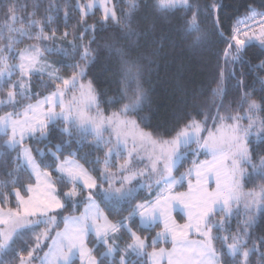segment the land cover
Masks as SVG:
<instances>
[{
    "label": "snow or ice",
    "instance_id": "6c2138e0",
    "mask_svg": "<svg viewBox=\"0 0 264 264\" xmlns=\"http://www.w3.org/2000/svg\"><path fill=\"white\" fill-rule=\"evenodd\" d=\"M31 7L29 12L26 0L3 5L8 39L0 47V175L14 179L0 183V264H73L76 252L85 264H109V257L111 264H161L165 256L168 264H264V75L250 83L244 73L254 60L264 72V0H246L245 19L231 29L223 26L225 0H77L74 6L65 0L56 10L67 18L74 7L79 31L59 36L50 16L35 18L38 0ZM93 9L100 16L88 24L96 16ZM113 21L115 35L100 46L111 65L105 85L88 78L87 65L99 51L83 41L91 33L95 43ZM240 24L248 30L241 31ZM14 34L38 43L20 49ZM252 39L260 47L254 58ZM165 42L194 56L215 49L214 66L204 65L215 87L202 93L178 85L172 121L161 125L144 114L152 112V100L143 85L156 60L167 58ZM57 53L71 61L64 64L71 70L67 76L48 60ZM33 78L48 92L43 99L33 90ZM233 87L238 102L229 104ZM66 90L79 91L67 105ZM145 143L151 148L146 160L137 150ZM85 148L97 157L90 167L84 166ZM187 152L197 157L186 173L188 178L194 173L195 184L189 179L188 192L167 195ZM201 153L211 160L201 161ZM141 178L149 190L153 181L165 194L152 192L154 201L138 202L133 181ZM13 199L15 207H8ZM80 206L81 215L64 216ZM177 206L187 212L182 225L172 218ZM157 213L164 232L150 238L145 229ZM169 234L172 252L157 250ZM193 235L197 238L190 239Z\"/></svg>",
    "mask_w": 264,
    "mask_h": 264
},
{
    "label": "trees",
    "instance_id": "16d2710c",
    "mask_svg": "<svg viewBox=\"0 0 264 264\" xmlns=\"http://www.w3.org/2000/svg\"><path fill=\"white\" fill-rule=\"evenodd\" d=\"M6 0H0V47H4L8 34L2 31L3 29V5ZM21 2H25V0H21ZM29 4V12L32 11V3L33 0H26ZM40 4L39 12L35 17L37 20H42L45 15L50 16L52 18L51 27H55L58 29L57 35L59 36L65 30L68 31H79V26L76 25V20L78 19V13L72 8L69 17L65 18L63 13H58L56 8L59 5L61 8L65 7V0H38ZM69 4L72 6L75 5L77 0H67ZM80 3L87 2V0H79ZM126 2V1H125ZM246 2V0H225V3L228 5L227 10L224 13L223 26L226 29H231L237 25L238 21H243L245 19L242 5ZM47 9V11H45ZM96 16L92 18L89 16L87 18L88 24H95L96 20L99 19L100 13L99 11H95ZM25 19L27 18V13L20 14ZM236 19H233V17ZM68 23L69 28L65 29L64 24ZM17 28L25 27L24 24H17ZM116 32V23L115 21L111 22L105 32L100 33L99 36L96 37V42L92 43V34H85V38L83 43L90 44V47L93 49H98L99 58L95 60L94 63H90L87 65L88 68L91 69V75L88 77L91 79L93 76L96 77L101 82H104L107 85L106 77L108 75V71L110 68V61L108 58V53L100 47L105 43V40L109 36H114ZM16 42L20 49L28 47L30 44L38 43L37 41L30 40L27 37L19 36L18 34H14ZM255 40V39H254ZM22 41V42H20ZM75 43V41H73ZM64 42L61 41V44ZM151 41H149V48L151 50ZM249 57L254 58L255 55L260 51V47L255 42L249 43ZM215 49L212 52L206 53L203 56H194L192 53H189L179 47H170L167 42H165V53L167 58H158L156 63L152 66L151 75L146 77L144 82V87L149 90V95L152 100V112L144 113L145 115H149L153 117L152 122L154 124L168 125L172 121L173 110L176 107V101L179 96V87L178 85H186L189 89H195L198 92L207 93L210 87H215V85L211 82V77L209 74V69L204 65H213L215 64ZM50 63H54L55 67L60 68L59 75L67 76L70 74V69H66L64 64L66 62L70 63L71 61H67L66 57L62 53H57L48 57ZM203 61V63H202ZM257 61H253V66L251 69L245 66L244 73L247 77L248 82H253L257 79L258 76L264 75V72L257 70L255 64ZM18 79V77H16ZM45 80L47 78L45 77ZM2 82V81H0ZM33 90L39 91L41 94L39 97H42L48 94L46 89L39 88V82L33 78L32 80ZM235 81H233V85ZM134 86V85H133ZM260 88L259 84H256V92L259 93ZM38 97V98H39ZM258 98V97H257ZM0 99H3V94H0ZM35 99L31 100L34 101ZM238 102L237 91L233 87L229 91V95L227 98V103L231 104L233 101ZM30 101V102H31ZM3 107V106H0ZM114 110V109H113ZM0 115H3V112L0 111ZM3 135H0L2 137ZM91 139V138H90ZM43 147V145H40ZM85 153H89L88 155V164H84L83 159H78L77 157H66L73 158L77 160L80 164H84L85 167H90V165L94 164L96 160V155L91 154L89 149L85 148ZM80 156H83L84 153H80ZM65 157H61L64 159ZM202 158V156H201ZM194 156L191 154L184 159L183 166L179 168L177 173L186 172L193 165ZM13 178L6 177L4 175H0V183L5 181L10 182ZM59 187V186H58ZM182 189V188H181ZM155 192V191H152ZM147 190L140 191L139 196L141 201H145L146 198H151L153 201L155 200V196H151V193ZM16 201L13 199L9 203L8 207H15ZM83 206L79 207L78 211L74 212H65L64 216L69 217L73 215H79L82 213ZM101 208L106 212L107 208L102 204ZM242 218V217H241ZM138 221V218H137ZM63 223L60 225V229L63 227ZM233 227H235V221H233ZM160 231V227L156 226L154 229L147 230L145 229V234L149 235V237H154L157 232ZM29 236L31 233L28 234ZM28 236L25 237L27 239ZM127 239V237H125ZM160 246H157L159 248ZM47 249H45L46 251Z\"/></svg>",
    "mask_w": 264,
    "mask_h": 264
},
{
    "label": "rangeland",
    "instance_id": "374dc122",
    "mask_svg": "<svg viewBox=\"0 0 264 264\" xmlns=\"http://www.w3.org/2000/svg\"><path fill=\"white\" fill-rule=\"evenodd\" d=\"M126 1V0H125ZM93 12L96 11V9H93L92 10ZM252 42H255L256 44L259 45L258 41L257 40H254L252 39L251 41L248 42L249 43H252ZM47 78V77H46ZM71 86H69L70 88ZM72 95H76L77 97H79V91L78 90H74L72 92H69V91H65V94L64 96L62 97L63 99V102L65 105H67L70 101H71V97ZM44 96L42 97H39V99H43ZM31 103H35V100L34 101H31ZM57 111H59V109H57ZM0 135H3V131L0 130ZM132 145H131V142L128 144L127 146V150L131 149ZM145 149H147V151H145ZM137 150L141 153L142 156H144L145 160L147 159V157L149 155H151V148L148 147L147 143L144 144L143 148H141L139 145L137 147ZM191 154V152H187L184 154V156L182 157V160L181 161H178L177 162V166H178V169L180 168L179 167V164L181 162L184 161V159H186V157H188L189 155ZM135 155V153H134ZM202 156V158H201ZM201 161L205 160V159H208V160H211V155H207L205 156L203 153L200 154V156L198 157ZM197 157H194V160H196ZM69 161H75V162H78L77 160L73 159V158H68ZM79 163V162H78ZM120 163H123V161L121 160ZM136 163H140V160L137 159L136 160ZM193 166V165H192ZM191 166V167H192ZM186 172H183V173H177V171H173L172 175L175 177L176 181H178V183H176L170 191H167V195H170V196H174L176 195L178 192H188V184H189V179H191V182L193 184H195V176H194V173H193V176L191 178H188L186 177ZM182 176L185 177L182 179ZM148 183H152V188L149 190L147 187H146V184L144 182V180L141 178L140 182L137 183L136 180L133 181V184L136 186V194H139L140 191H144V190H147L149 192H152V191H155L156 192V195L158 196H163L165 194V188L163 186L160 187V190L157 192L156 191V185L154 184L153 181H148ZM209 189L210 190H213L215 188V180L213 178V180H211L209 182V185H208ZM182 188V189H181ZM84 212V208L82 210V213ZM81 213V214H82ZM79 214V215H81ZM79 215H75V216H79ZM71 217V216H69ZM172 218L176 221L177 224L179 225H182L184 223L187 222V212L186 210H183L182 207L180 206H177L176 208V211L173 212L172 214ZM138 221H139V218H138ZM156 226H159L160 227V231L157 232V233H161V232H164V218L162 216L159 215V213H157V218L155 221L151 222L147 227L146 229L147 230H150V229H154ZM4 226L3 225H0V228H3ZM65 227V225H63L62 229ZM69 227H71V225H69ZM156 235V234H155ZM95 238V233L93 230L90 229L89 231V235H88V239L89 241L93 240ZM197 237L195 235L191 236L190 239H196ZM89 246H92L91 244H89ZM158 246H160L159 248H163L165 249L166 252H169L171 253L172 252V241H171V236L170 234L167 236V238H161L159 243H158ZM159 248H157V250H159ZM149 252L152 251V249H149L148 250ZM178 255V254H177ZM175 258V257H174ZM109 260V264H111V260L112 258L109 257L108 258ZM72 262L73 264H85V262L83 260H81V257L79 255V252H76L73 257H72ZM148 264H151V261L149 260L148 261ZM161 264H168V257L165 256L162 260H161Z\"/></svg>",
    "mask_w": 264,
    "mask_h": 264
},
{
    "label": "built area",
    "instance_id": "2783aa9c",
    "mask_svg": "<svg viewBox=\"0 0 264 264\" xmlns=\"http://www.w3.org/2000/svg\"><path fill=\"white\" fill-rule=\"evenodd\" d=\"M240 29H241V31L248 30V29L245 27L244 24H242V25L240 26ZM257 31H258V29H257ZM241 38H244V37L242 36Z\"/></svg>",
    "mask_w": 264,
    "mask_h": 264
}]
</instances>
